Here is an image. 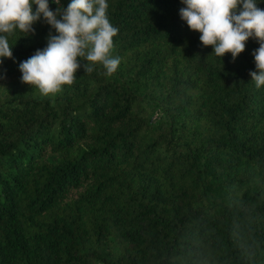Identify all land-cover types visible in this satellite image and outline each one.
Returning a JSON list of instances; mask_svg holds the SVG:
<instances>
[{
  "label": "trees",
  "instance_id": "1",
  "mask_svg": "<svg viewBox=\"0 0 264 264\" xmlns=\"http://www.w3.org/2000/svg\"><path fill=\"white\" fill-rule=\"evenodd\" d=\"M107 3L112 76L81 58L74 83L45 96L19 66L55 30L41 16L34 35L9 37L0 264H264V87L249 75L259 44L219 58L180 18L181 0Z\"/></svg>",
  "mask_w": 264,
  "mask_h": 264
},
{
  "label": "clouds",
  "instance_id": "2",
  "mask_svg": "<svg viewBox=\"0 0 264 264\" xmlns=\"http://www.w3.org/2000/svg\"><path fill=\"white\" fill-rule=\"evenodd\" d=\"M52 3L57 5L55 11L50 10L49 0H0V63L13 58L9 37L34 35L33 25L42 16L56 34L49 33L47 46L20 63L23 83L35 86L45 96L59 93L62 86L74 83L81 58L88 62L83 64L85 72L100 65L112 76L120 64V58L111 54L119 29L107 15V0H70L66 8L61 0ZM181 3L185 7L180 9V18L190 31L200 33L201 44L211 46L217 57L230 53L234 61L249 39L259 44L252 53L256 71L249 75L257 89L264 87V9L258 7V0Z\"/></svg>",
  "mask_w": 264,
  "mask_h": 264
}]
</instances>
